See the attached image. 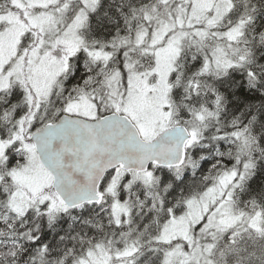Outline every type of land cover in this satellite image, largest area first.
I'll return each mask as SVG.
<instances>
[{
  "label": "rangeland",
  "instance_id": "374dc122",
  "mask_svg": "<svg viewBox=\"0 0 264 264\" xmlns=\"http://www.w3.org/2000/svg\"><path fill=\"white\" fill-rule=\"evenodd\" d=\"M0 1L2 2L0 3V102L5 95L10 94L13 80L19 83L22 88L12 97L23 92L24 96L30 101L26 107H23V110H26L25 112L18 113L21 103H17L5 120L0 121V167H9L10 157L7 158L6 156L7 150L10 153L17 151L20 158L25 157V164L17 166L18 163L21 164L19 160H17V163L12 164L15 168L11 173V177L16 187L7 198L8 202L3 205V210L18 214V217H23L37 209L39 212L43 211L56 219L64 211H67V208L53 191V180L40 163L33 143L29 141L33 132L38 128H34L36 118H34L35 114L33 113L49 100L52 94L50 86L55 84L56 80L54 76L55 69L64 62L63 59L71 56L70 52L78 50L79 46L85 44V41L81 38L83 29L80 30V28L85 25L88 12L92 13L94 11L99 0H68L66 5L65 1L62 0ZM167 1L169 0H164L165 6ZM182 1L190 4L189 15H187L185 22V25L190 27L188 28L190 30L189 34L191 31H195L198 22L203 20L209 27H219L231 10L230 0ZM60 2L62 3L61 6L65 5L62 9L51 12L44 11L40 14L38 8L55 6ZM20 11H27L28 16L26 15V18L21 17V14L18 13ZM142 12L143 10L132 11L131 14H134L132 17H124L122 26L126 35L122 34L120 41H117V38H111L110 45L104 48L113 51V61L109 60L108 63L119 65L114 60L115 57H122V59L127 60L125 63L128 86L126 99L121 98V92L124 89L120 87V78L114 70V66H110L107 72L110 76L105 84L113 92L112 100L116 107L122 109L134 120L144 139L151 140L156 137L155 135H158L159 131L161 132L164 129L162 124L166 120L170 123L172 116L177 115L175 113L171 114L170 111L165 114L161 110L165 106H171L172 76L177 71L176 63L179 61L178 57L180 58L183 34H173L172 22L169 21L170 14L159 19L160 12L153 13L148 10ZM69 14L75 17L57 18L61 25L65 27L63 29L65 33L61 38H58V30L53 25L51 16H67ZM146 14L151 15L152 19H149L150 21H145L144 16ZM154 18L156 19L154 20ZM149 22H152L151 28L150 25L149 27L145 26ZM137 23L138 25H136ZM24 32L31 33L30 41L21 52L17 53L18 36ZM138 32L140 33L137 40L134 41V37ZM203 33L204 35H201L199 31V34L204 38L205 30ZM239 36L240 34L229 33V37L233 41H237ZM190 38V35H188L184 42H188ZM80 39H82L81 45ZM136 46L138 47L137 52ZM119 49H122L120 55L117 54ZM52 51L58 56L48 58V54ZM91 55L98 58H109L108 55L104 56L98 54V52ZM50 58L58 61H52ZM141 59L143 61H140ZM57 62H59V65H57ZM138 63L142 65L138 66ZM25 65L29 66L27 72L24 71ZM78 92L90 97L84 89L83 92L77 89L72 96ZM92 100V98H81L76 103L68 101L66 105H69V107L66 110L91 116L93 111L91 109ZM172 107L182 108L181 111H183V107L180 105L173 104ZM2 109L0 108V111ZM143 111L146 113L139 114ZM172 111L174 110L172 109ZM179 113L181 118H184L182 113ZM40 117L42 121L45 113H42ZM140 117H144L145 120H140ZM206 118L205 115H201V122L205 124ZM157 120H165V122L157 125L155 123ZM204 124L196 123L195 129L192 130L191 150L187 163L195 171L201 166L206 157L201 158L199 151L203 142ZM12 127H14V130H12ZM7 137L10 138L9 142L6 141ZM235 137L239 138V133ZM194 153L198 154L196 160L193 156ZM251 167L252 165L242 173L244 179H241V175L235 179L237 176L236 168L231 170L234 172H219L215 181L213 180L212 186L206 187L202 193L196 190L198 186H193L192 191L196 190L195 193L191 195L186 210L182 209L179 215L175 217V221L169 220L160 228L157 225L158 221L151 219L150 223L143 226L141 237L144 240L159 238L157 241L167 242L162 246L166 249L172 243L169 240L179 236L186 238L189 226L194 228L205 222L208 229V242L204 241L202 242L204 245H201L200 243L197 244L196 241H191L192 251L187 264H192V259L195 262V257L200 261V264H264V220L261 217L254 216L256 214L255 205L249 204L247 210L243 211L239 203L240 193L243 191L245 180L248 178L247 173ZM115 177L116 183H120L123 179L120 174ZM138 178V176H135V179ZM136 182L154 187L162 185L161 175L156 176V173L152 170L140 176ZM105 187L107 188V184ZM235 187H238V194L236 195L237 198L233 199ZM117 190L121 192L119 188ZM233 202L236 203V209ZM125 207L126 203L120 202L119 208L121 210L115 208L114 213L119 219L122 218V211L125 210ZM222 233L223 246L221 247L220 245L217 246L216 242L220 241L219 237L222 236ZM109 236H111L109 231H103L100 240L84 246L85 250L89 249L86 258L80 264H184L185 257L181 255L180 251H174L175 249L168 250L169 254H165L164 257L159 256L157 253L155 254L156 257L143 256V254L134 250L131 252L126 251L127 247L131 245L130 240L127 239L118 238L117 246L113 248L112 237ZM196 238L200 242V231Z\"/></svg>",
  "mask_w": 264,
  "mask_h": 264
},
{
  "label": "trees",
  "instance_id": "16d2710c",
  "mask_svg": "<svg viewBox=\"0 0 264 264\" xmlns=\"http://www.w3.org/2000/svg\"><path fill=\"white\" fill-rule=\"evenodd\" d=\"M62 1L66 5L68 0ZM61 2L38 8L40 14L62 9L65 5L61 6ZM230 2L231 10L219 27H209L203 20L190 34L189 25H185L190 4L181 0H169L166 6L164 0H99L94 11L88 12L84 26L87 23L85 31L91 39L114 37L120 41V35L124 33L123 18L132 17V11L160 12L159 19L170 14L173 34H183L177 71L172 76L171 105H180L190 113L191 130L195 129L196 123L204 124L200 120L201 115L207 117L202 133L203 147L199 150L201 158L206 157L193 174L191 186H198L196 190L202 193L206 187L212 186L219 172L227 173L233 168L237 169L235 179L240 175L244 179L242 173L252 165L239 203L243 211L247 210L249 204L255 205L254 216L264 220V0ZM144 18L145 21L152 19L150 14ZM54 23L57 36L61 38L65 33L61 22ZM151 24L149 22L145 26L150 25L151 28ZM229 33L240 36L233 41ZM188 35L191 38L184 42ZM100 43L96 41L89 45L85 42L80 47L89 46V49ZM137 49L136 46V52ZM87 55L90 56L89 53ZM50 56L58 55L52 51L48 58ZM84 56L85 53H80L77 57ZM12 84L18 88L17 92L21 90L19 83L13 80ZM20 94V100L26 107L30 101L23 93ZM12 101L10 92L0 102V108H3L0 111L1 122L13 110ZM22 111L23 106L18 113ZM41 114L34 116L35 124L39 127ZM237 133L239 138L235 137ZM9 139L7 137L6 141L9 142ZM6 156L10 157L9 167H0V264H80L89 249L83 247L100 240L103 231L110 232V229L103 228L106 226L105 215L98 210L103 207L86 206L63 213L56 219L37 209L23 217L3 210V205L16 187L11 177L15 168L12 164L17 160L21 162L17 166L25 164V157H18L17 151ZM193 156L195 160L198 158L197 153ZM171 181L170 177L161 175L162 185H170ZM237 189L235 187L233 199L237 198ZM233 203L236 209V203ZM93 226L100 227L101 231L94 233ZM201 227L195 233L199 234ZM140 230L125 235V239L140 236L143 232ZM196 242L199 244L197 238ZM192 264H200V261L195 257Z\"/></svg>",
  "mask_w": 264,
  "mask_h": 264
},
{
  "label": "flooded vegetation",
  "instance_id": "af4514ba",
  "mask_svg": "<svg viewBox=\"0 0 264 264\" xmlns=\"http://www.w3.org/2000/svg\"><path fill=\"white\" fill-rule=\"evenodd\" d=\"M21 14V17L28 16L27 11H20L18 12ZM60 17H66V18H74V15H67V16H60V15H53L51 18H53V23L59 21L57 18ZM28 18V17H27ZM54 23V24H55ZM83 26V25H82ZM65 27L62 26V29ZM83 28L82 33V39L89 45L92 42L99 41L101 42L99 46H96L94 48H89V46H83L78 48V50H75L74 52H70L71 56L69 58L63 59V63L59 65V62H57V65H59L58 68L55 69V84L51 85L50 88L52 90V94L49 97V100L43 103V106L40 109H37L33 114L36 113H45V117L41 121V127L39 129L44 128L48 124H54L56 123L62 116L69 115V116H75L84 118L87 120H99L101 118H104L110 114H119L122 116L129 117L133 122L134 120L128 116L122 109L119 107H116V104L113 103V97H112V91L109 86L105 84V82L108 80V77L110 76L107 72L109 71L110 66H114V70L117 72L119 78H120V87L124 89L121 92V98L126 99L127 94V75L125 70V63L126 59H122L115 57L114 60H116L119 65H115L112 63H108L109 60L113 61V51L111 49H104L110 45L112 41H110L111 38L114 39V37H110L109 39L107 37H100V38H94L89 36L85 29L87 26L81 27ZM80 28V30H81ZM140 32L136 33V36L134 37V41L137 40V36ZM30 34L31 33H21L18 36L19 40V46L17 49V53L21 52L23 48L27 45V43L30 41ZM126 35V33H123ZM96 36V35H95ZM122 37V34L120 35ZM133 39V38H132ZM130 39V40H132ZM34 41V40H33ZM118 41V40H117ZM80 45L82 44V40L80 39ZM106 54L109 56V58H98L94 57L91 54ZM122 52V49H119L118 55H120ZM80 53H85L84 57H77ZM89 53L90 56L87 55ZM52 61H58L50 58ZM79 61V62H78ZM140 61H143L142 59ZM142 65L141 63H138V66ZM85 67H88L86 69ZM29 66L25 65L24 71H28ZM80 72V73H79ZM82 72V73H81ZM80 90L83 92V89L88 93L90 97H88L86 94L78 92L76 95L72 96L76 91ZM18 90L17 87H13L11 89V96L14 95ZM23 93V92H22ZM22 97V94L20 96L13 97V105L17 103H21L24 107V104L22 100H20ZM45 97V96H43ZM81 98H92V105L91 109L92 115L91 116H85L81 114H77L74 112H69L66 110V108L69 107V105H66L68 101H71V103H76ZM21 108L19 110H21ZM154 109V108H151ZM172 109L174 111H172ZM182 108L179 107H172L171 106H165L162 108V113L171 112L177 114L176 116H172L171 122L169 123L168 120H157L155 123L157 125L164 123V129L159 133L158 135H155L156 137L149 140L153 141L160 137L163 133L167 132L168 130L176 127V126H184L186 127L189 132L192 134L191 130V115L187 111H181ZM25 111V110H24ZM182 113V116L184 118H181L180 113ZM71 113V114H70ZM146 112H139V114H145ZM140 120L144 121V117H140ZM182 120V121H181ZM40 123V122H39ZM135 123V122H134ZM136 124V123H135ZM192 141V139H191ZM187 144L186 148V162L181 167L177 168H163L158 166H152L148 172L151 170L156 173V176L160 175H167L172 179L170 185H161V186H146L143 185L142 182H136L140 178V176L147 174L146 173H139V172H127L122 169H116L109 174L105 176L103 179V183L101 185V193L104 197V203H103V211L105 217H104V223L106 224L103 228L110 229V234L113 241V248L117 246V240L118 238L125 239V235H128L133 232H137L140 229H143V226L147 223H150V220H157V225L160 226V228L167 223L169 220H176L175 217H177L182 209L184 211L186 210V205L191 200V195L193 193L192 186H191V180L193 178V174L196 172L192 169L191 165L187 163V160L189 158L190 154V143ZM10 153L9 150H7L6 154L8 155ZM117 174H120L121 177L123 176V179L120 183H116L115 176ZM135 176H138V179H135ZM52 179V177H51ZM182 182V185H177V183ZM107 184V188L105 185ZM117 188L121 190L118 191ZM114 194V195H113ZM226 198V197H225ZM117 201V203H115ZM125 202L126 207L125 210L122 211V218L119 219L114 211L115 208L118 210H121L119 208V203ZM92 207H96L92 205ZM97 211V209H95ZM188 215V213H187ZM186 215V216H187ZM186 218V217H185ZM201 238L203 239V242H208V229L205 225V222L201 225ZM199 226L191 228V226L188 227L187 230V237L181 238L180 236L178 238H174L171 241L172 243L168 245V247L162 248L163 245L167 244V242L157 241L156 240H144L141 235L138 237H135L133 239H130L131 245L127 247L126 251L131 252L134 250L135 252H139L140 254L145 255H151V257H156V253L164 257L165 254H169L167 251L171 249H175L174 251H180L181 255L185 257L184 264H187L189 262V255L191 252V241L196 240V233L195 231L198 230ZM92 230L94 233L96 231H101L100 227H92ZM213 231V230H211ZM112 232L115 233L114 236H112ZM220 241L218 240L217 246H223V233L222 236L219 237ZM222 239V240H221ZM122 246V245H120ZM207 246V245H206ZM218 249V247H217ZM216 249V250H217ZM209 251V248H208ZM202 252V251H201ZM208 253V252H207Z\"/></svg>",
  "mask_w": 264,
  "mask_h": 264
},
{
  "label": "water",
  "instance_id": "95a60500",
  "mask_svg": "<svg viewBox=\"0 0 264 264\" xmlns=\"http://www.w3.org/2000/svg\"><path fill=\"white\" fill-rule=\"evenodd\" d=\"M190 140L189 130L176 126L146 141L134 122L119 114L94 121L64 115L31 136L54 191L69 209L101 204V183L117 168L146 173L151 166H183Z\"/></svg>",
  "mask_w": 264,
  "mask_h": 264
},
{
  "label": "bare ground",
  "instance_id": "6f19581e",
  "mask_svg": "<svg viewBox=\"0 0 264 264\" xmlns=\"http://www.w3.org/2000/svg\"><path fill=\"white\" fill-rule=\"evenodd\" d=\"M141 232L143 231V229L140 230Z\"/></svg>",
  "mask_w": 264,
  "mask_h": 264
}]
</instances>
